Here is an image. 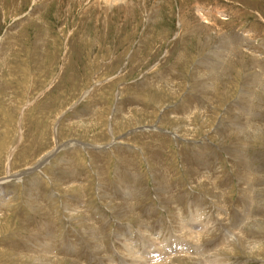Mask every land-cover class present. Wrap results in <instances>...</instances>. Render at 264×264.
<instances>
[{"label": "rangeland", "instance_id": "1", "mask_svg": "<svg viewBox=\"0 0 264 264\" xmlns=\"http://www.w3.org/2000/svg\"><path fill=\"white\" fill-rule=\"evenodd\" d=\"M114 3L0 0V264H264V0Z\"/></svg>", "mask_w": 264, "mask_h": 264}, {"label": "bare ground", "instance_id": "2", "mask_svg": "<svg viewBox=\"0 0 264 264\" xmlns=\"http://www.w3.org/2000/svg\"><path fill=\"white\" fill-rule=\"evenodd\" d=\"M107 2H108V1H107ZM109 2L111 3L112 1H109ZM115 3H116V0H115ZM115 3H114V4H115ZM111 4H112V3H111ZM42 160H43V159H42ZM46 165H47V164H46ZM36 166H37V165H36ZM41 169H42V168H41ZM38 170H39V169H38ZM34 172H35V171H34ZM26 173H27V171H26ZM26 173H25V174H26ZM23 175H24V174H23ZM194 233H196V231H194ZM194 233H193V234H194ZM197 233H198V232H197ZM187 245H188V244H187ZM185 246H186V245H185ZM186 247H188V246H186ZM243 248L245 249V251L247 250L246 252H248V248H247V247L243 246ZM177 249H179V248H177ZM183 249H184V248H181V249L176 250V251H174V252H175V253H180V252L183 253V252H182ZM185 250H186V249H185ZM192 251H193V250H192ZM256 251H259L260 254H261V253H264V247L259 245V246L257 247V250H255L253 253L258 254V253H256ZM251 252H252V251H251ZM171 253H173V252L171 251V252L169 253V255L167 256L166 260H163V261H161L160 263H157V264H168V262L172 264V261H170V259L172 260V257H169V256L171 255ZM181 253H180V254H181ZM184 255H185V254H184ZM188 255H190V254H188ZM191 256H192V254H191ZM207 257H208V256H207ZM180 258H181V257H180ZM262 258H263V257H262ZM181 259H182V258H181ZM181 259H177V260L180 261ZM192 260H193V259H192ZM214 263H215V262H214ZM60 264H61V263H60ZM173 264H175V263H173ZM184 264H185V263H184Z\"/></svg>", "mask_w": 264, "mask_h": 264}]
</instances>
